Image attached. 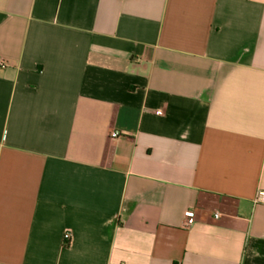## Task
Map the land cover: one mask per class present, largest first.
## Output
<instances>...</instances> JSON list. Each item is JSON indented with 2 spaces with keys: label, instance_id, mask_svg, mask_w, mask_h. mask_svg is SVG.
<instances>
[{
  "label": "crops",
  "instance_id": "crops-1",
  "mask_svg": "<svg viewBox=\"0 0 264 264\" xmlns=\"http://www.w3.org/2000/svg\"><path fill=\"white\" fill-rule=\"evenodd\" d=\"M0 58V264H264V0H0Z\"/></svg>",
  "mask_w": 264,
  "mask_h": 264
},
{
  "label": "built area",
  "instance_id": "built-area-1",
  "mask_svg": "<svg viewBox=\"0 0 264 264\" xmlns=\"http://www.w3.org/2000/svg\"><path fill=\"white\" fill-rule=\"evenodd\" d=\"M9 62L6 61L5 59H2L0 58V69H5L7 67H9ZM158 114L162 115V112H158ZM112 137L113 138H117L118 137V134L115 132L112 134ZM254 202L256 204H264V192L263 191H259L255 197V200ZM185 218H186V221H185V227L188 229V228H191L194 223H195V214L194 212L192 211H188L185 213ZM216 218H219V214L216 215ZM70 238V235L67 234L65 236V239H69Z\"/></svg>",
  "mask_w": 264,
  "mask_h": 264
}]
</instances>
